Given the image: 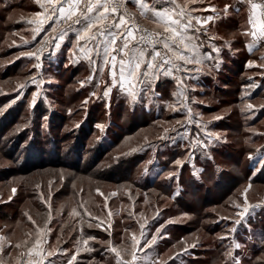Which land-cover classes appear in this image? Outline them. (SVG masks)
<instances>
[{
  "label": "rangeland",
  "instance_id": "rangeland-1",
  "mask_svg": "<svg viewBox=\"0 0 264 264\" xmlns=\"http://www.w3.org/2000/svg\"><path fill=\"white\" fill-rule=\"evenodd\" d=\"M176 2L213 17L200 35L213 59L174 69L179 84L161 75L156 95L136 101L119 85L105 97L107 71L75 44L36 59L45 29L32 38L38 25L24 17L33 9L0 3L4 264L27 259L15 245L31 243L36 226L45 264L73 255V264H115L110 246L130 252L133 234L136 264H264V40L248 34L243 0Z\"/></svg>",
  "mask_w": 264,
  "mask_h": 264
},
{
  "label": "snow or ice",
  "instance_id": "snow-or-ice-1",
  "mask_svg": "<svg viewBox=\"0 0 264 264\" xmlns=\"http://www.w3.org/2000/svg\"><path fill=\"white\" fill-rule=\"evenodd\" d=\"M46 2L50 8L49 14L45 15L43 19L28 21L30 24L38 25L34 29L32 38L35 39L36 35L44 30V25L53 20L54 24L46 42L50 43L52 40H56L55 47L57 49L61 47V43L69 32L74 33L76 36L75 47L90 64L99 60L101 73L106 66H110L112 83L106 86L103 93L105 97L109 96L112 88L117 85L127 92L132 101L137 100L140 92H152L153 95H156L152 85L154 81L159 82L161 75L164 77L173 76L179 84L182 83V79L174 76V69L176 72L187 73L192 71L188 65H203L205 60L213 59L210 52H201L204 42L200 40V35H206L207 32L205 29L202 33L201 27H197V25L207 24L213 17H193L191 10L177 4L176 0H151V3L148 0H46ZM190 2L196 3L197 0H190ZM243 2L251 5L248 20L251 30L248 34L256 37L257 41L264 40V11L257 15L256 9L260 5L252 0H243ZM128 4L137 6L139 16L151 22L154 27L149 29L141 26L135 18V14L129 11ZM157 5H161V7H157ZM229 7V5H225V13ZM204 11H215V9H204ZM236 11L239 9L237 8ZM193 20L196 21L195 24ZM61 21L67 27H62L57 35H53L52 33H57L55 25L60 24ZM209 39H215V37H209ZM81 42L83 43L81 44ZM255 46L257 45L254 42L250 46V51ZM212 51L218 53L219 49L213 46ZM93 56H95V60ZM251 65L252 62L249 61V66ZM20 87H24V85H20ZM251 107L252 105H249V108ZM176 163L179 164L180 161L178 160ZM73 215H80V213L74 209ZM28 219L35 225L31 216H28ZM50 219L49 216L48 222ZM239 223L240 221H237V224ZM42 232L44 229L36 226V237L31 243L25 241L23 245L20 243L15 245L17 249L23 246L27 256L26 260H17V264H45L46 257L40 249ZM3 240L5 238L0 236V241ZM154 241L155 237H153V241L146 243L145 247ZM132 242L130 252L127 249L121 250L116 246H110L109 250L115 254V264H136L140 241L136 239L135 234L132 235ZM83 243L87 244L88 241L84 240ZM234 247L240 248L241 245L236 243ZM2 252L3 247L0 245V253ZM53 255V252H47L48 257ZM23 256L25 253H21V257ZM125 256H130L131 259H125ZM34 257H39V259ZM75 259L76 256L73 255L68 264H73ZM0 264H4L2 256H0ZM234 264H239V261L234 260Z\"/></svg>",
  "mask_w": 264,
  "mask_h": 264
},
{
  "label": "crops",
  "instance_id": "crops-1",
  "mask_svg": "<svg viewBox=\"0 0 264 264\" xmlns=\"http://www.w3.org/2000/svg\"><path fill=\"white\" fill-rule=\"evenodd\" d=\"M25 3H28L29 6L33 9V10H28V12H25L26 15H25V19L26 20H33V21H36L38 19H43V17L45 15H48L49 14V11H50V8H49V5L47 4L46 0H39V2H37V0H24ZM149 3H151V0H148ZM131 9L134 11L137 12V14L139 15L138 13V9H137V6L135 5H132V4H129ZM157 7H160V5H157ZM37 14H40L39 16ZM139 18H141L142 20H144L143 22H146V23H149L151 24L152 26H154L151 22H149L148 20L142 18L139 16ZM49 22L51 23V21H48L45 25H44V29H47L49 27ZM48 25V27H47ZM47 27V28H46ZM197 27H201V32L204 31L205 29L207 30V27L206 25H197ZM83 42H81L82 44ZM119 43V42H118ZM67 44H76V36L74 33L72 32H69V34L66 36L65 40L61 43V47H66ZM54 51V50H53ZM84 58V57H82ZM93 59L95 60V56H93ZM88 61V60H87ZM100 61L97 60L96 63H93V64H90L89 61H88V64L92 65V66H95V65H100ZM106 71H107V74H108V78L109 80L111 79V74H110V66H106L104 68ZM100 77V75H99ZM112 82V80H111ZM50 262L52 263H56L57 264V261H56V256H54L53 258H51L50 260H48V264H50Z\"/></svg>",
  "mask_w": 264,
  "mask_h": 264
},
{
  "label": "built area",
  "instance_id": "built-area-1",
  "mask_svg": "<svg viewBox=\"0 0 264 264\" xmlns=\"http://www.w3.org/2000/svg\"><path fill=\"white\" fill-rule=\"evenodd\" d=\"M257 1H258L259 5H260L259 12L264 11V1L263 0H257ZM169 7H170V5H169ZM128 8H129V11L134 14V12L131 9V7H130L129 4H128ZM135 18L137 19V21L140 23L141 26L147 27L149 29H152L146 23H144L141 20H139L136 16H135ZM53 24H54V20L51 21L49 27L47 29H45L44 33H42V35H41L40 40L35 45V48H34V56L38 60L43 59V55L49 50V48L51 46H54L55 43L57 42L56 40H52L50 43L49 42H46V38L49 37V33L51 32V28L53 27ZM55 26L57 28V33H52L53 35H57L59 33V31L61 30L62 27L63 28H66L67 27V25L64 24L63 21H61L60 24H56Z\"/></svg>",
  "mask_w": 264,
  "mask_h": 264
},
{
  "label": "trees",
  "instance_id": "trees-1",
  "mask_svg": "<svg viewBox=\"0 0 264 264\" xmlns=\"http://www.w3.org/2000/svg\"><path fill=\"white\" fill-rule=\"evenodd\" d=\"M22 2H24V0H17L16 2H8V0H0V3L2 4V7L3 8H5V9H9V7H12V5L13 4H18L19 5V3H21L22 4ZM55 46H51L50 48H49V50L43 55V57L44 56H47V54L50 52V51H52V49L54 48ZM45 59V58H44ZM48 60V59H47ZM181 64H182V62H181ZM33 142H34V144L35 145H38V143L37 142H35V140H33ZM31 160H32V158H31Z\"/></svg>",
  "mask_w": 264,
  "mask_h": 264
}]
</instances>
